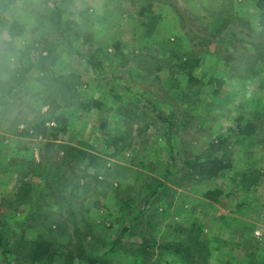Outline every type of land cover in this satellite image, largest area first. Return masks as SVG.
Instances as JSON below:
<instances>
[{
	"label": "rangeland",
	"instance_id": "1",
	"mask_svg": "<svg viewBox=\"0 0 264 264\" xmlns=\"http://www.w3.org/2000/svg\"><path fill=\"white\" fill-rule=\"evenodd\" d=\"M5 1L11 4L0 23V230L14 249L32 238L39 221L60 217L68 235L53 264H85L90 254L113 264H264V31L255 0H73L65 16L90 33L82 17L93 14L97 34L90 43L58 47L59 71L83 74L84 82L62 109L68 131L57 138L24 134L50 115L38 70L22 82L14 77L17 49L45 31L43 7L40 0ZM15 19L25 33L11 38ZM174 42L200 58L194 75L203 84L190 87L169 58ZM96 48L104 60L100 74L88 62ZM211 78L219 82L208 85ZM91 100L101 106L87 109ZM239 115L257 131L233 137V167L209 181L182 179L184 161L235 127ZM115 136L124 138L118 154ZM65 144L95 154L96 164L67 163ZM30 162L44 164L39 175ZM152 177L165 183L155 195ZM215 188L223 190L218 202L204 196ZM191 230L198 238L193 259L162 249L187 245ZM78 235L84 252L75 249ZM13 258L29 264L20 254Z\"/></svg>",
	"mask_w": 264,
	"mask_h": 264
},
{
	"label": "trees",
	"instance_id": "2",
	"mask_svg": "<svg viewBox=\"0 0 264 264\" xmlns=\"http://www.w3.org/2000/svg\"><path fill=\"white\" fill-rule=\"evenodd\" d=\"M73 0H40L42 5V22L40 26L45 30L41 37L31 44H26L25 47L17 49L19 68L14 70V77H17L18 82H22L26 78L28 71L36 69L39 72L37 77L38 82L44 87L42 99L48 107L49 117L33 124L31 131L26 130L25 135L30 137H49L57 138L59 134L68 131L69 118L66 112L62 109L70 107L75 98L79 96L78 87L83 84V74L77 72H60L57 67L60 57L59 46L68 45L74 46L75 40H83L85 43H90L93 39L92 32L84 33L77 20L70 16H65L68 6ZM11 3L5 0L0 1V23H7L4 16ZM255 5L259 11V25L264 31V0H255ZM150 11L151 5L148 6ZM145 8H141V15ZM82 13V12H80ZM152 20L156 17L152 15ZM9 33L11 38L22 36L25 33V27L19 20H13L9 26ZM170 44L171 40H168ZM168 42V43H169ZM177 42L182 47V38L177 37ZM175 46H169V58L176 60V66L188 76V85L192 87L193 84H203V78H196L194 75L195 68L200 63V58L189 51L179 52L177 43ZM12 45V44H11ZM15 48L14 45L11 46ZM115 49L120 51V44L115 43ZM92 51V52H91ZM91 58L88 60L91 69H95L100 74L103 67L104 60L98 54L102 50L96 48L95 51L91 49ZM35 53V54H34ZM106 57V56H104ZM214 82H219L218 79L211 78L207 81L208 85ZM221 84V83H220ZM220 86V85H219ZM220 88V87H219ZM214 91L215 96L220 94V90ZM101 104L97 100H91L85 107L91 109L93 107H100ZM173 113H171V116ZM163 119V116H160ZM52 123H49V122ZM257 131V126L245 116L239 115L236 119V126L230 127L226 133L219 134L216 139H213L208 147L194 159L185 160L188 170L182 179H197L200 181H209L218 177L224 171L233 167V137L243 138L250 137ZM124 138L122 136H115L113 143L116 146L115 154L122 151L119 143ZM63 148V159L69 163L72 160H87L88 165L96 164L98 158L95 154H89L81 147L75 144H65ZM32 166L33 175H39L36 169L42 167V162H30ZM98 179V177H95ZM25 187L28 182H25ZM165 185L164 181L152 177L148 184V189L152 195L157 194ZM223 194V190L219 188L209 189L205 192V198L218 202ZM44 218L39 221L34 228V235L24 242L17 244V249L8 240L5 232L0 230V254L3 257V264H19L13 258V255H22L29 264H53L59 251L63 247V239L68 235L65 228V220L59 219L49 220ZM78 229V228H77ZM188 239L190 243L187 245L183 243L170 242L163 244L162 249L173 251L186 261L194 258V248L198 246L197 236H194V231H188ZM79 240L75 244V249L80 252L85 251L86 245L82 238L78 235ZM120 238L117 239V242ZM72 244V239H69ZM72 250V249H71ZM69 250V254L73 256V251ZM86 256V255H85ZM85 264H113L110 263L104 255H94L84 257ZM185 261V260H184Z\"/></svg>",
	"mask_w": 264,
	"mask_h": 264
},
{
	"label": "crops",
	"instance_id": "3",
	"mask_svg": "<svg viewBox=\"0 0 264 264\" xmlns=\"http://www.w3.org/2000/svg\"><path fill=\"white\" fill-rule=\"evenodd\" d=\"M82 1H85L86 3H94L93 2V0H82ZM95 5H96V3H94ZM97 6V5H96ZM99 6V5H98ZM83 7V6H82ZM91 8V10H92V12H94V8H93V6L92 7H90ZM94 15L93 14H91L89 17H85V15L82 17V19L83 20H85V22H84V27L85 26H87V29L86 30H88V31H90V32H93V33H95V34H97V28L95 27V22H94ZM96 24H97V22H96ZM103 26V24L100 26V27H102ZM106 26V25H105ZM95 27V28H94ZM103 29H105V28H103ZM100 33H101V31H100Z\"/></svg>",
	"mask_w": 264,
	"mask_h": 264
}]
</instances>
